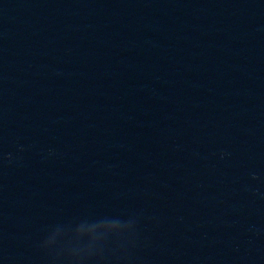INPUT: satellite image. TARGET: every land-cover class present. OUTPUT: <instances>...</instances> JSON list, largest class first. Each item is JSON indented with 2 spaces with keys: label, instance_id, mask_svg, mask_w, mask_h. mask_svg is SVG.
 <instances>
[{
  "label": "water",
  "instance_id": "95a60500",
  "mask_svg": "<svg viewBox=\"0 0 264 264\" xmlns=\"http://www.w3.org/2000/svg\"><path fill=\"white\" fill-rule=\"evenodd\" d=\"M264 143V0H0V264H230Z\"/></svg>",
  "mask_w": 264,
  "mask_h": 264
}]
</instances>
